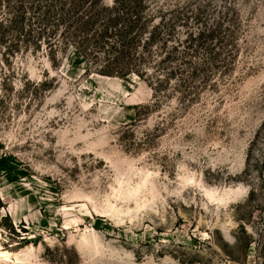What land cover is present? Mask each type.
Here are the masks:
<instances>
[{"label":"rangeland","instance_id":"obj_1","mask_svg":"<svg viewBox=\"0 0 264 264\" xmlns=\"http://www.w3.org/2000/svg\"><path fill=\"white\" fill-rule=\"evenodd\" d=\"M142 4L141 77L0 30V264H264V0Z\"/></svg>","mask_w":264,"mask_h":264},{"label":"trees","instance_id":"obj_2","mask_svg":"<svg viewBox=\"0 0 264 264\" xmlns=\"http://www.w3.org/2000/svg\"><path fill=\"white\" fill-rule=\"evenodd\" d=\"M3 2L7 16L0 20L1 39L9 37L7 34L18 36L17 42L28 47L47 39L49 46L60 39L63 45L75 47L85 58L93 60L100 55L102 64L95 71L104 76L136 73L141 77L143 73L131 62L132 49L146 33L150 42L158 34L157 26L146 27L148 20L142 19L143 0H113L110 6L105 0ZM7 53L16 54V51L10 48Z\"/></svg>","mask_w":264,"mask_h":264},{"label":"bare ground","instance_id":"obj_3","mask_svg":"<svg viewBox=\"0 0 264 264\" xmlns=\"http://www.w3.org/2000/svg\"><path fill=\"white\" fill-rule=\"evenodd\" d=\"M7 253L5 251H0V256L3 258L8 257Z\"/></svg>","mask_w":264,"mask_h":264}]
</instances>
